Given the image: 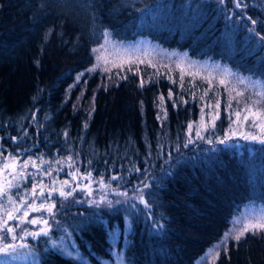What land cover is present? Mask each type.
Here are the masks:
<instances>
[{
  "label": "trees",
  "instance_id": "1",
  "mask_svg": "<svg viewBox=\"0 0 264 264\" xmlns=\"http://www.w3.org/2000/svg\"><path fill=\"white\" fill-rule=\"evenodd\" d=\"M246 2L254 5L247 14L264 22V7L257 0ZM232 7L231 0L223 6L215 0H0V151L13 156L22 153L21 162L32 159L40 164L42 157L41 171L29 164L28 172L49 188L53 181L56 188L69 181L65 191L71 185L69 156L72 167L81 172L123 175L129 185L143 179L129 169L135 166L143 172L148 160L156 178L152 212L165 225L161 234L152 235L146 213H138L129 242L121 237L113 245L107 225L123 228V208L116 206L120 208L117 212L69 201L56 221L74 225L96 213L102 224L90 222L75 232L69 228L71 243L77 245L83 260L61 256L44 242L48 238L31 242L36 264H110L113 251L120 249L125 264H195L221 241L246 204H264V146L236 139L238 146L230 148L201 141L183 147L188 123H209L215 118L217 100L216 135H222L229 125L230 95L232 109L243 116L242 110L250 103L247 97L253 95L250 91L236 97L244 86L222 85L216 79L186 76L181 80L163 74L144 79L126 67L104 69L96 62L97 52H92L103 42L107 28L112 32L110 39L117 42L146 39L163 49L186 53L195 61L251 75L249 69L262 70L258 57L264 56V49L253 52L246 30L226 26L225 12ZM257 29L264 33L260 25ZM93 65L96 70L86 72ZM82 72L85 75L77 82ZM142 79L145 84L140 87ZM160 96L165 98L163 103ZM165 110L162 127L157 115L163 116ZM232 119H236L234 114ZM243 130H248L247 125ZM13 136L23 138L13 143ZM158 141L163 145L162 158H157ZM177 143L181 147L179 153L172 152L179 159V163L171 162L174 175L159 180L160 165ZM213 147L220 151H211ZM50 165L52 176H44ZM31 186L29 181V191ZM53 198L60 200L58 194ZM64 235L55 227L50 233L57 243L67 244L68 240H61ZM226 246L227 254L221 246L219 256L215 253L208 264H264V232L248 233L238 244L230 241Z\"/></svg>",
  "mask_w": 264,
  "mask_h": 264
},
{
  "label": "snow or ice",
  "instance_id": "2",
  "mask_svg": "<svg viewBox=\"0 0 264 264\" xmlns=\"http://www.w3.org/2000/svg\"><path fill=\"white\" fill-rule=\"evenodd\" d=\"M207 2V0H206ZM219 6L225 5L228 0H215ZM233 5L232 8H228L225 12V23L226 26L231 30L239 31L246 30L247 32V41L249 42L252 51L255 49H264V33L257 29V25H260L264 29V22L259 18H253V16L247 14V10L254 5L247 3L246 0H231ZM257 3L261 7H264V0H257ZM203 5H198L202 7ZM220 9H217L219 11ZM239 10V11H235ZM140 11V9H137ZM247 22V23H246ZM51 34V30L49 31ZM103 39L105 42L109 41L112 36V32L109 29H105L103 32ZM99 48H104V44H100ZM99 48H93L92 52L96 53L99 51ZM251 54V53H250ZM99 60V57H97ZM259 62L262 65V70L249 69L252 73L251 75H240L238 72H233L227 66H225L223 74L225 76L233 77L236 84L244 86L242 91L236 92V97L245 96V92L250 91L253 95H249L247 100L250 102L245 105V108L242 110L245 114L242 116L241 111H234L232 109V99L229 98L226 111L228 112L229 125L228 128L223 131V134L218 136L216 133L219 131L217 128L216 121L220 119V101L216 102V115L214 119H211L209 123H203L196 125L194 122H189L187 125V131L185 133V141L183 143L184 148H188L189 145L194 144L195 141H201L203 143L214 145L219 144L223 145L226 148L236 147L234 141L238 138L239 140L246 141L248 143H256L264 146V56L258 57ZM143 63V61H140ZM179 66V65H178ZM97 65L86 70V72L95 71ZM219 67V64H217ZM131 70V69H129ZM181 74V80H183V70ZM137 72L139 69L137 68ZM85 73H79L76 77L77 82L80 81L81 77ZM127 79V77H123ZM86 83V81H85ZM220 83L222 85H227L231 81L226 79H221ZM145 81L142 79L140 87H143ZM211 83H209V90H211ZM226 90L227 87H226ZM207 92L204 93L207 96ZM168 98H173L172 90H169ZM164 97L160 96L159 100L161 103L164 102ZM241 101L236 100V103L239 104ZM143 104V102H141ZM176 104H173V107H176ZM159 107V105H158ZM201 112H204V109H201ZM235 115L236 119L233 120L232 116ZM32 120H36V113H31ZM167 119V111H164V115H157V120L161 121V126L163 127V121ZM245 125H247L248 130H243ZM43 127V125H41ZM87 128V124L84 125ZM194 132V136H193ZM27 136V131L24 133ZM64 136H68L67 130L64 132ZM23 137H11L13 143H18V139ZM180 144L177 143L175 148L167 153V159L164 160V163L160 165L161 167V177L159 180L164 179L165 177H170L174 175V172L171 170L175 167L171 162L176 160V163H179V159L173 157L172 152H180ZM158 153L157 158L163 157V145L158 141ZM213 152H219L220 149L213 147L211 149ZM22 153H17L15 156L12 154L4 155L0 151V163L3 164V167L0 168V264H9V260L17 259L22 253L21 250L28 249L27 255H34V246L28 244L27 238L31 237L32 240H37V238L44 237L48 238L44 242L50 245L53 249H57L61 256L68 257L69 259L83 260V257L79 254V249L75 243H71L72 233L69 232V228H72L73 232L77 229H85L89 226V223H100L102 220L98 214L93 213L92 216L85 217L84 220L79 224H66L62 225L60 221H55V225L50 223L49 218L55 220L57 211L56 202L53 198V193H57L63 200H67L69 197L73 196V193L77 190V187H71V190L65 191L63 187L57 189L55 187L56 181H53V185L49 188L48 185L44 184L43 179H37V177L28 172L29 164L36 172L41 171V166L45 161L40 157V164H37L36 160H23L20 161L19 157ZM78 155V154H77ZM152 158V153L149 152L148 159ZM183 157H181L182 159ZM69 161L74 163L71 156L68 157ZM57 163H61L57 161ZM72 163H69V167H72ZM91 164V161H89ZM146 167L143 172L138 167L133 166L132 169H129L130 172L134 171L143 176V179L137 181L136 186L133 187V196H128V191H116L113 190L115 195L119 197H124V199H116L115 201L108 200L106 196L102 195L99 200H89L88 204L99 208L101 205H106L109 209L119 212L120 208L116 206H121L125 211L126 215L124 216V226L121 228L119 225H107V235L112 240L113 245L115 242L123 237L125 242L128 241V237L132 234L133 224L135 220L133 218H138L139 214H145V219L151 221L150 232L152 235H159L163 232L165 225L160 223L157 220L152 212L154 207L151 197L154 196L152 191L153 183L156 181L151 174V166L148 165V160L145 161ZM11 169V171H9ZM44 176H52L51 165L48 170L43 172ZM69 175L73 180L78 178L77 172H70ZM91 171L86 172L83 176L79 177L80 179L88 180V184L82 189L85 191V194L88 196L92 195L91 184L100 183L103 189L110 187V182L104 180L103 174L99 181L91 179ZM123 175H112L110 181H120L123 180ZM31 181L32 186L29 191L27 184ZM65 186H69V181L65 180L63 182ZM157 186H159L157 184ZM23 187V191L21 188ZM120 185L117 184V188ZM39 189V191L37 190ZM45 189H48L45 191ZM31 197V199H29ZM39 201V203H37ZM75 203H82V201H75ZM143 206L140 208V206ZM65 205H61L64 207ZM30 213H41L38 216H32L29 218ZM21 214V215H18ZM15 221V224L10 222ZM31 225L33 229L31 230L27 227H22V225ZM242 224V227L239 225ZM53 227L57 229H62L64 236L61 237V240H68L69 243H57L55 240L51 239L50 233ZM19 229V231H17ZM258 232H264V211L260 212L257 215L252 217H244L243 221L239 218L233 217V227L226 231L221 238V241L214 246L216 249V255L219 256V250L223 246V251L227 254V241L229 238L234 239L237 244L242 238L246 237V234L251 233L256 235ZM112 247V246H110ZM211 251V250H210ZM113 256L115 259V264H125V255L123 249L119 251H113Z\"/></svg>",
  "mask_w": 264,
  "mask_h": 264
},
{
  "label": "rangeland",
  "instance_id": "3",
  "mask_svg": "<svg viewBox=\"0 0 264 264\" xmlns=\"http://www.w3.org/2000/svg\"><path fill=\"white\" fill-rule=\"evenodd\" d=\"M101 44H104V48H99V51L97 52V55L99 57V60L96 59V62L101 64V66L105 69L113 68L114 71L118 70H125L124 67H126L129 72L135 73V74H141L144 79H152L155 76H158L159 74L168 75L171 77H178L181 79V74L183 70V78L186 76L194 78H202L204 80L210 81L213 79H216L219 83L221 79H226L231 81V85H238L236 84L233 77L222 75L224 68L219 65L217 67V63H209V62H200L195 61L193 59H190L187 57L186 53L178 52L175 50H166L155 43L150 42L146 39H138L131 42H117L112 39H109V41L103 42ZM140 61H143L141 63ZM179 65V66H178ZM137 68L139 69V72H137ZM164 72V73H159ZM221 84V83H220ZM194 136V133H193ZM238 139V138H237ZM196 142V141H195ZM211 145V146H215ZM3 167V164L0 163V168ZM11 171V169H9ZM78 171V178L76 180H73L72 177L69 175L70 172H77ZM88 172V171H87ZM86 172H81L79 169L68 167V178L70 180V190L71 187H77V190L73 193L72 197H69L67 200H63L60 197V200H56V206L57 209H61V205H66L67 202L72 201L73 205L76 206H88L97 208L95 206H91L88 204L89 200H99L102 195L106 196L108 200L115 201L116 199H124V197H119L115 195L113 190L116 191H124L127 189L128 196H133V187L136 186V182L129 185L127 182L128 180H120V181H110V177L112 173H92V180L99 181L101 174H103L104 180L106 182H110V187L107 189L102 190V186L100 183H92L91 184V191L92 195L88 196L85 194L84 187L88 184V180L80 179L79 177L83 176ZM117 184L120 185L119 188H117ZM65 188V185L61 183L59 188ZM57 188V189H59ZM47 191V189H45ZM54 194L57 193H53ZM82 201V203H75V201ZM39 203V201H37ZM142 206V205H141ZM107 207L106 205H101L99 208ZM143 207V206H142ZM59 211H57L55 220H52L49 218L50 223L54 225L56 218L58 216ZM264 211V204L260 202H249L246 204L238 215L234 216L236 218H239L241 221H243L244 217H252L254 215L259 214L260 212ZM41 215V213H30L29 218L32 216H38ZM12 224H15V221L10 222ZM22 227H27L31 230L33 227L31 225H22ZM233 227V219L230 224V228ZM239 227H242V224L239 225ZM227 230V231H228ZM19 231V229L17 230ZM44 238V237H40ZM40 238H37V240H32L31 237L27 238V243L30 244L31 242H37ZM230 241H235L234 239L229 238L227 243ZM211 250V251H210ZM28 249L21 250V255L15 259V260H9V264H36L35 260L33 259L32 255H27ZM215 253L216 249L213 247L209 249L195 264H208L211 263L215 259ZM113 256V255H112ZM115 264V259L113 256L112 263Z\"/></svg>",
  "mask_w": 264,
  "mask_h": 264
}]
</instances>
